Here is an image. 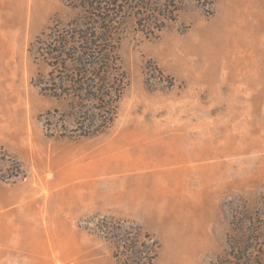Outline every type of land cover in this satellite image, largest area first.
Returning <instances> with one entry per match:
<instances>
[{
	"label": "rangeland",
	"instance_id": "rangeland-1",
	"mask_svg": "<svg viewBox=\"0 0 264 264\" xmlns=\"http://www.w3.org/2000/svg\"><path fill=\"white\" fill-rule=\"evenodd\" d=\"M167 3L170 19H127L116 118L83 137L30 49L76 10L3 0L0 264H125L113 221L150 235L151 264H264V0Z\"/></svg>",
	"mask_w": 264,
	"mask_h": 264
},
{
	"label": "trees",
	"instance_id": "trees-1",
	"mask_svg": "<svg viewBox=\"0 0 264 264\" xmlns=\"http://www.w3.org/2000/svg\"><path fill=\"white\" fill-rule=\"evenodd\" d=\"M76 16L64 25L53 24L32 43L50 67L42 91L55 98L70 99L76 113L80 136H93L108 129L117 115V104L126 86L119 45L127 19L132 15L140 27L152 26L167 14V0H64ZM171 14V13H170ZM31 52V50H30ZM97 117L98 124L94 118ZM0 175V180H1ZM99 227L105 238L123 249L125 264H151L157 245L141 228L133 237L121 222ZM143 239V244H139ZM147 246L144 251L143 246Z\"/></svg>",
	"mask_w": 264,
	"mask_h": 264
},
{
	"label": "bare ground",
	"instance_id": "bare-ground-1",
	"mask_svg": "<svg viewBox=\"0 0 264 264\" xmlns=\"http://www.w3.org/2000/svg\"><path fill=\"white\" fill-rule=\"evenodd\" d=\"M0 6L1 7H6L4 4H3V0H0ZM4 24V23H3ZM5 45V44H4Z\"/></svg>",
	"mask_w": 264,
	"mask_h": 264
}]
</instances>
